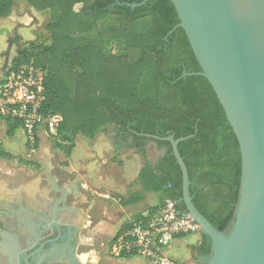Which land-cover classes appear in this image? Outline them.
Segmentation results:
<instances>
[{
  "label": "trees",
  "instance_id": "obj_1",
  "mask_svg": "<svg viewBox=\"0 0 264 264\" xmlns=\"http://www.w3.org/2000/svg\"><path fill=\"white\" fill-rule=\"evenodd\" d=\"M24 1L50 19L43 27L44 41L17 45L7 69L32 63L47 71L40 113L62 117L51 135L53 147L69 157L79 136L92 141L113 125L129 149L144 153L149 141L165 149L154 168L146 165L138 175L142 191L157 194L158 205L123 225L109 246L148 222L166 199L185 211L182 173L170 143L162 140L167 137L185 139L178 152L195 209L218 233L228 235L240 195L238 143L209 83L201 76H184L201 69L184 31L176 28L171 1L151 0L135 9L128 5L144 0ZM76 5H81L77 12ZM13 7L14 0H0V19L8 18ZM4 123L9 137L21 128L15 121ZM9 157L0 149V159ZM24 164L37 168L34 162ZM211 247L210 238L201 234L193 248L198 264L209 262Z\"/></svg>",
  "mask_w": 264,
  "mask_h": 264
},
{
  "label": "water",
  "instance_id": "obj_2",
  "mask_svg": "<svg viewBox=\"0 0 264 264\" xmlns=\"http://www.w3.org/2000/svg\"><path fill=\"white\" fill-rule=\"evenodd\" d=\"M151 0L128 5L145 6ZM200 73L211 86L237 140L241 161L239 202L228 235L195 209L178 144L167 137L182 173L185 213L211 240L207 264H264V0H170ZM17 35L8 41L3 70ZM149 137V136H148ZM153 140L159 138L151 137Z\"/></svg>",
  "mask_w": 264,
  "mask_h": 264
},
{
  "label": "rangeland",
  "instance_id": "obj_3",
  "mask_svg": "<svg viewBox=\"0 0 264 264\" xmlns=\"http://www.w3.org/2000/svg\"><path fill=\"white\" fill-rule=\"evenodd\" d=\"M80 7L81 5H76L75 11H79ZM49 19L48 13H38L29 7L24 0H14L13 10L7 20L9 27H11L7 39H12L17 35V40L12 45L8 66L15 55L17 45L44 41L43 27ZM4 58L5 51L0 56V69L4 64ZM1 122L0 126L5 130V126ZM108 128L111 129V126ZM111 134H113L112 131L100 133L92 142L79 136L75 141V146H83L86 150L94 141L108 142L113 138ZM14 137L20 141V144L9 158L0 161V178L5 179H0V181L9 184V181L11 183L18 177H23L25 180H33L35 183V180H40L35 170L40 169L44 174L54 177L59 182H66V184L75 182L78 185V192L84 197V202H79L84 214L78 242V264H120L117 262L118 258L111 253L112 246H109V237L112 231V227L109 225L110 215L118 217L116 209L119 203L116 202L112 208L105 205L97 194L104 193L110 188L102 183L95 186L92 179L95 177L103 179L109 176H114L117 180L120 179V183L125 184L123 193L126 194V197L142 191L137 173L142 170L141 166L149 165L154 168L163 157L164 149L158 145L156 147L154 141L147 143L150 150L147 151L145 148L144 153L133 152L132 149L127 148L124 156L118 155L113 158L111 163L107 162V165L100 167L97 173L94 171V165L88 163L87 155L81 156L79 161L75 149L72 150L69 157L55 149L53 147L54 140L50 133L42 128L35 135L36 146L35 142H29L21 128L15 130ZM131 161L132 166L125 167ZM27 162H34L37 168L34 169L33 166L24 164ZM41 164L45 167L42 168ZM80 183L87 185L81 188Z\"/></svg>",
  "mask_w": 264,
  "mask_h": 264
},
{
  "label": "flooded vegetation",
  "instance_id": "obj_4",
  "mask_svg": "<svg viewBox=\"0 0 264 264\" xmlns=\"http://www.w3.org/2000/svg\"><path fill=\"white\" fill-rule=\"evenodd\" d=\"M35 172L39 181L18 177L0 190V264H78L84 214L78 185Z\"/></svg>",
  "mask_w": 264,
  "mask_h": 264
},
{
  "label": "built area",
  "instance_id": "obj_5",
  "mask_svg": "<svg viewBox=\"0 0 264 264\" xmlns=\"http://www.w3.org/2000/svg\"><path fill=\"white\" fill-rule=\"evenodd\" d=\"M46 77L47 71L32 63L0 72V121L18 122L29 142H34L41 128L55 135L62 122L59 114L44 117L40 113ZM178 204L172 199L164 200L148 222L138 223L113 243L112 255L134 253L151 264H180L170 259L165 249L176 238L201 235V228Z\"/></svg>",
  "mask_w": 264,
  "mask_h": 264
},
{
  "label": "crops",
  "instance_id": "obj_6",
  "mask_svg": "<svg viewBox=\"0 0 264 264\" xmlns=\"http://www.w3.org/2000/svg\"><path fill=\"white\" fill-rule=\"evenodd\" d=\"M7 20L8 18L3 20L0 19V56L3 54L4 51L6 52V44L8 45V41L10 40L7 39V37L10 33L11 27H9V23ZM2 71L3 66L0 69V72ZM1 123L4 124L5 130L0 126V149L12 155L13 151L16 150V147L19 146L20 141L16 137H14V134L11 137L7 136L6 124L4 122ZM107 131L113 132V134H111L113 138L111 140H108V142L94 141L93 143H91V145H89L86 150L85 148H83V146L79 147L76 145L77 147H74L78 160H81V156L87 155V158L89 160L88 163L94 165V171L97 173L99 172L98 169L100 167H104L105 165H107V162L111 163L113 158L117 157L118 155L124 156L128 148L125 143L121 142L117 138L116 129L113 125H111V129L107 127V130L105 132ZM148 144L146 146L147 151L150 150V146H148ZM156 147H158L157 144ZM132 151L135 152L136 150L132 149ZM162 153L164 155L165 149ZM1 160L2 159H0V161ZM127 166H132V161L129 162V164L125 167ZM141 168H143V166H141ZM139 173L140 172L137 173V177ZM92 180L93 185L95 186L102 183L105 184V186H107L108 188H110L104 193L97 194V196L102 199V202L105 205H107L109 208H112L114 207V204L116 202L119 203L116 209V214L118 215V217L110 215L111 220L109 222V225L112 227L111 235L109 237L110 241L123 225L131 222L132 219L137 215H146L150 209L158 205V195L153 192L138 191L126 197V194L123 193V187L125 186V184H121L120 179L117 180L114 176H109L103 179L95 177ZM86 185L87 184L85 183H80L81 188H83L84 186L86 187ZM7 186L8 183L0 181V190L5 189ZM77 196L79 198V202L83 203L84 197L81 196L80 192L77 193ZM200 241L201 235L182 236L174 239L171 244L165 249L164 252L170 259L180 264H198L197 261L194 259L196 254L193 251V248H196L199 245ZM144 260L145 259L136 256L134 258L128 259L118 258L117 262L120 264H148L149 261ZM149 264L151 263L149 262Z\"/></svg>",
  "mask_w": 264,
  "mask_h": 264
},
{
  "label": "bare ground",
  "instance_id": "obj_7",
  "mask_svg": "<svg viewBox=\"0 0 264 264\" xmlns=\"http://www.w3.org/2000/svg\"><path fill=\"white\" fill-rule=\"evenodd\" d=\"M19 191H20V190H19ZM25 192H26V194L29 195V196H33V195H34V193H33L31 190H26ZM16 198H17V197H16ZM18 198H19V197H18ZM18 198H17V199H18ZM35 208H36V207H35ZM17 216H18V215H17ZM21 216H22V215H21ZM22 218H23V217H22ZM20 220H21V219H20ZM22 220H23V219H22ZM28 220H29V219H28ZM24 222H25V221H24ZM24 222H23V223H24ZM29 223H30V221H29ZM26 225H27V224H26ZM69 225H70V224H69ZM29 226H30V225H29ZM11 237H12V236H11ZM9 238H10V237H9ZM10 239H11V238H10ZM8 240H9V239H8ZM8 240H7V241H8ZM13 242H14V240H13ZM15 243H16V242H15ZM8 246H9V245H8ZM11 249H12V248H11Z\"/></svg>",
  "mask_w": 264,
  "mask_h": 264
}]
</instances>
